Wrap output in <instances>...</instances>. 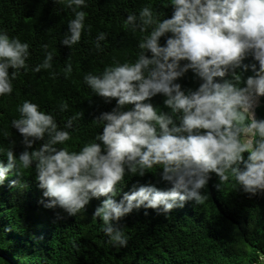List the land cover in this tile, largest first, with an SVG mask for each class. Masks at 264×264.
Returning a JSON list of instances; mask_svg holds the SVG:
<instances>
[{
    "label": "clouds",
    "instance_id": "obj_1",
    "mask_svg": "<svg viewBox=\"0 0 264 264\" xmlns=\"http://www.w3.org/2000/svg\"><path fill=\"white\" fill-rule=\"evenodd\" d=\"M56 2L73 13L61 43L77 44L92 27L86 24L88 0ZM160 2L172 7L170 17L149 3L123 21L141 33L134 60L113 58L102 71L83 76L92 93L116 98L110 111L93 119L102 131L78 151L70 150L69 129L82 112L60 127L52 112L24 99L11 126L22 134L25 148L18 156L9 148L7 163L0 162V184L10 170L34 165L38 186L49 198L45 206H59L69 215L79 213L91 198L104 197L93 216L102 220V231L113 246L127 245L120 220L133 209L143 206L167 214L186 200L203 204L209 197L201 189L212 172L222 184L231 180L246 193L264 190V117L255 114L264 97V0ZM161 36H166L163 44ZM106 37L105 31L98 32L96 50H103L100 42ZM41 47L44 58L32 68L35 72L53 67L54 51L47 43ZM29 49L28 41L0 30V96L12 93L20 69L28 71ZM249 56L259 65L244 63ZM248 68L253 75L241 84L242 71ZM189 69L201 78L195 89H185L178 81ZM71 71L68 63L63 72ZM156 94L165 97L170 111L153 105L150 98ZM68 107L61 100L60 111ZM38 140L43 142L31 148ZM157 170L171 183L169 189L141 184L116 199L126 175Z\"/></svg>",
    "mask_w": 264,
    "mask_h": 264
},
{
    "label": "trees",
    "instance_id": "obj_2",
    "mask_svg": "<svg viewBox=\"0 0 264 264\" xmlns=\"http://www.w3.org/2000/svg\"><path fill=\"white\" fill-rule=\"evenodd\" d=\"M149 3L163 17L172 15V7H165L160 0H88L87 6L81 7L86 12V24L92 27L82 33L77 44L68 46L61 43L67 22L73 18L66 4L56 0H0V30L28 41L31 52L28 71L20 69L12 93L0 96V162L7 163L9 148L17 156L25 148L22 134L11 126L12 119L19 116L17 105L24 99L52 112L60 127L68 117L82 112L69 129L72 137L66 146L70 150L78 151L102 131L93 119L110 111L116 98L106 100L92 93L83 76L102 71L113 58L120 62L135 59L141 33H134L123 21L130 12L138 14ZM100 31L107 33L100 42L102 51L96 50L94 43ZM165 40L166 36H161L160 43ZM44 43L54 51L53 67L32 71L44 58ZM68 63L72 71L65 75L63 69ZM244 63L259 65L251 56ZM53 72L57 74L51 75ZM249 75H253L251 68L242 71L241 84ZM178 81L185 89H195L201 78L189 69ZM164 99L162 94L150 98L160 110L170 111ZM61 100L69 105L63 112ZM255 114L264 117V97ZM42 142L35 141L31 148ZM22 171L10 170L0 184V264H258L264 257V190L246 193L231 180L222 184L214 172L201 189L209 197L203 204L186 200L167 214L141 206L121 218L128 243L120 247L107 242L102 220L93 216L104 197L91 198L79 213L69 215L59 206H45L49 198L38 186L34 165ZM153 171L143 176L126 175L116 199L141 184L169 189L171 183L161 178L160 170Z\"/></svg>",
    "mask_w": 264,
    "mask_h": 264
},
{
    "label": "rangeland",
    "instance_id": "obj_3",
    "mask_svg": "<svg viewBox=\"0 0 264 264\" xmlns=\"http://www.w3.org/2000/svg\"><path fill=\"white\" fill-rule=\"evenodd\" d=\"M263 256L259 258L260 262L258 264H264V259H261Z\"/></svg>",
    "mask_w": 264,
    "mask_h": 264
}]
</instances>
